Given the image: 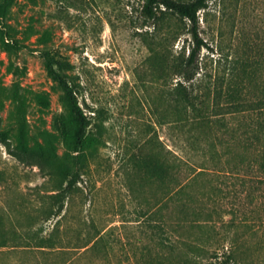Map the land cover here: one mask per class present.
<instances>
[{"label":"rangeland","instance_id":"374dc122","mask_svg":"<svg viewBox=\"0 0 264 264\" xmlns=\"http://www.w3.org/2000/svg\"><path fill=\"white\" fill-rule=\"evenodd\" d=\"M208 1L194 79L208 105L201 121L177 102L179 82L191 85L177 68L194 45L187 18L165 7L147 17L145 0H0L3 226L25 224L67 184L81 112L90 122L77 188L60 215L37 224L60 248L0 247V264H165L169 232L218 242L228 231L264 264V177L247 164L244 179L206 174L164 196L176 173L167 147L191 146L199 163L224 167L264 161L245 147L264 115V0Z\"/></svg>","mask_w":264,"mask_h":264},{"label":"trees","instance_id":"16d2710c","mask_svg":"<svg viewBox=\"0 0 264 264\" xmlns=\"http://www.w3.org/2000/svg\"><path fill=\"white\" fill-rule=\"evenodd\" d=\"M208 5V0H145L143 7V12L150 18L156 17L158 10L165 7L166 9L180 15L182 18H187L190 21V32L193 36L194 45L184 63L178 64L177 68L179 70L178 72L181 73L185 80L191 81V85H186L184 83L185 81L179 82L176 87L179 93L177 102L178 104L182 103L184 105V110L186 112L188 109L193 111L194 117H203L201 118V121H208V119H206L208 116L204 115L205 107L208 108V105H204L198 92H195L196 87H201L202 84L199 83L200 81L195 83L194 79L200 68L199 56L201 50L208 44L201 34L199 11L202 8H206ZM50 69L53 70V67H50ZM189 87L192 88L189 89ZM206 89H210V87ZM205 92L207 93L206 90ZM68 93H73L70 86H68ZM231 97L235 96L232 95ZM199 103H201L200 106L202 108L199 107ZM75 104L77 108H80L77 102ZM257 104L259 106H264V98L259 99ZM229 106L231 108H235L232 111L242 110V103L240 101L233 102ZM79 117L80 128L76 135L77 139L75 145L76 166L72 176L68 178L66 185L62 183L59 189H55V191L52 190L53 192L51 191V193H47L48 197L51 199L50 203L39 207L38 213H31L25 224H22L21 226H11V228H8L5 225L3 226V223L1 224V221L4 218L0 214V247L14 245L24 248H36L41 250V252L60 248L61 245H58L55 234H45V227H38L37 224L40 219L47 220L52 216L61 214L64 210L67 196L74 192L82 177V170L79 165L80 150L90 122L82 112ZM258 119V125L253 127L252 131H249L247 128L246 134L250 132L255 133L249 137V139L247 138L248 141L245 143V147L249 150L256 149L263 153L264 115ZM193 151L192 147H188L187 145L182 147L181 153H177L171 148H166L168 173L170 172L171 166L176 167V173L174 177L169 180L166 191L164 192L167 202L168 199L177 193L182 194L188 192L187 189L192 185L193 181L206 174H214L217 176H241L244 179V173L250 174L248 169H244L245 164H247L252 170L251 172H255L261 178L264 177V161L260 162L258 159H250L248 161H241L237 164H229V166L224 167L222 165L220 166L212 163H199L198 160L193 157L195 155ZM19 156L21 158L26 157L24 152L20 153ZM181 172L183 173V178H181V176L179 177V173ZM182 206L185 207L184 204H182ZM203 215H205V213ZM210 217L211 215L206 218L207 223H210L209 221L212 220ZM232 222L233 221L231 220L223 222V224L225 225L226 223H230L228 225L231 226ZM166 223H172L170 221V217H168ZM213 225L216 227L215 224ZM173 234L174 233L170 234L169 232L165 240V264H256L254 260L250 258L246 249L242 247L237 233L231 234L230 231H228L226 234L229 235L224 236L225 240L218 242H210L208 241L209 239L206 240V238L202 237V235L189 239L179 234ZM99 235L100 232L95 236V238ZM174 236H176V238H174ZM100 237H102V234ZM100 237L94 241L92 247L97 245L96 243H98ZM90 242L85 246H88ZM90 247L91 246L88 248ZM60 264L66 263L64 262Z\"/></svg>","mask_w":264,"mask_h":264}]
</instances>
